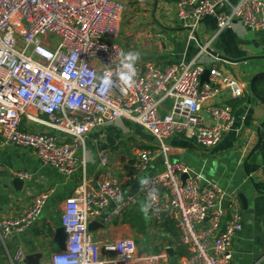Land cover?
I'll use <instances>...</instances> for the list:
<instances>
[{
	"label": "built area",
	"instance_id": "obj_1",
	"mask_svg": "<svg viewBox=\"0 0 264 264\" xmlns=\"http://www.w3.org/2000/svg\"><path fill=\"white\" fill-rule=\"evenodd\" d=\"M124 8L118 0H0V139L32 151L43 164L70 177L78 170V153L90 131L122 118L138 124L159 141L163 154V169L145 178L149 184L141 196L144 201L148 189L156 190L157 201L149 208L151 220L160 223L167 217L174 222L187 250L178 264H231L232 242L242 230L237 197L229 198L216 183L202 184L200 174L171 161L164 140L187 135L205 149L218 145L232 126L233 113L229 105H215L212 100L222 90L240 96L242 84L209 65L203 58L208 45H203L187 63L164 67L149 63L143 69L132 64V86L124 85L118 73L128 62L115 41ZM174 8L176 21L191 34L206 15L215 19L218 31L234 21L264 30V0H175ZM205 70L208 81L201 82ZM106 73H111L113 83L105 90ZM166 100L171 109L162 114ZM23 116L60 135L23 129ZM151 160L152 152L143 150L132 167L145 170ZM99 162L108 164L107 156L101 153ZM14 175L24 181L33 178L28 172ZM47 199L48 193L41 192L23 214L0 219V243L9 264H23L26 253L19 247L11 254L6 241L38 220ZM224 199L230 200L227 209L220 206ZM111 202L116 204L110 216L122 220L136 198L125 194L108 172L93 184L83 175L63 203L64 249L53 252L43 264L167 262L168 246L147 254L130 237L103 246L94 240L88 223Z\"/></svg>",
	"mask_w": 264,
	"mask_h": 264
},
{
	"label": "crops",
	"instance_id": "obj_2",
	"mask_svg": "<svg viewBox=\"0 0 264 264\" xmlns=\"http://www.w3.org/2000/svg\"><path fill=\"white\" fill-rule=\"evenodd\" d=\"M118 1L123 2L125 8L115 41L121 47L125 45L122 47L124 55L131 53L138 57L131 61L132 64L143 69L149 63L162 67L179 62L187 63L196 58L200 46L203 45H208L212 51L229 59L222 60L209 53L203 55L210 62L209 65L221 69L243 87L240 96L234 97L228 90H222L212 100L215 105H229L231 108L232 101L240 102L236 108H232V126L220 143L205 149L197 145L192 137L173 135L164 144L168 151L167 157L200 174L202 184H218L229 198L237 197L239 192L244 193L248 201L247 208L244 209L237 198L242 216V230L232 242L231 264H264V103L249 88L251 77L264 72V30L249 29L239 21H234L230 27L218 31L215 19L206 15L199 20L191 34L187 26L180 25L176 17L174 20L175 0ZM118 39L120 42H117ZM123 60L126 61L124 57ZM255 91L264 100V77L256 79ZM162 108V114L168 112L171 101H164ZM37 116L39 119L43 118L40 114ZM206 118L212 123L209 117ZM21 127L32 132L60 135L41 123L27 120L25 116L22 117ZM258 130L261 135L260 148L248 158L257 144ZM143 150L152 152V160L145 170L135 171L132 162ZM101 153L107 156L108 164L102 165L99 162ZM78 155V170L70 177H65L55 168L43 164L32 151L0 139V219L23 214L35 195L48 193L41 213L43 216L21 233L12 234L6 241V248L10 253L19 247L26 255L39 252L42 254L40 261L45 263L53 252L60 250L53 241L54 231L60 226L65 199L74 194L83 175L93 184L108 172L121 184L125 194L136 198V203L125 215L133 212L143 215L147 222L151 219L149 213L145 215L142 212L144 201L140 181L163 169V154L155 137L138 124L122 118L113 124L90 131L85 138L84 150L81 149ZM82 158L84 163L81 162ZM16 172H28L33 176L31 180L25 181L20 192L14 191L11 178L8 177ZM115 204L111 202L100 214L90 219L98 221L103 216L104 228L98 227L91 232L100 246L122 237L134 240L143 238L142 234L135 232L124 221L125 215L122 220L110 216ZM107 217L109 220H106ZM160 224L161 222L157 223L159 226ZM148 231L150 237L152 228ZM170 262L172 261L169 258L167 262L160 264ZM0 264H9L6 249L1 243Z\"/></svg>",
	"mask_w": 264,
	"mask_h": 264
},
{
	"label": "water",
	"instance_id": "obj_3",
	"mask_svg": "<svg viewBox=\"0 0 264 264\" xmlns=\"http://www.w3.org/2000/svg\"><path fill=\"white\" fill-rule=\"evenodd\" d=\"M207 52L210 55L215 56V57H217L219 59L229 60L226 57H223L222 55H220V54L212 51L209 47L207 48ZM236 61L233 60V62H236ZM208 76H209V72H208V70H205L203 72V74L201 75V78H200L201 79V82H204V81L207 82L208 81ZM260 77H264V72L256 73L255 75H253L251 77V79L249 81V88H250L251 93H253V95H255L259 100H261L264 103V100L262 98H260V96L255 91V81H256V79H258ZM201 114L203 116H205V117L208 116L204 112H202ZM262 126H264V124H262ZM257 132H258V141H257V144L250 151V153L248 155V158L255 151H257L260 148V145H261V135L259 134V130ZM164 141H165L164 143H168V140H164ZM8 177L11 178V184L13 186L14 191L20 192V191L23 190V187H24V184H25V181L23 179H21L18 176H14L13 174H9ZM182 178L184 179L185 176H183ZM250 181L253 183V180L252 179H250ZM236 196L239 199V201L241 202L243 208L244 209L247 208V202L248 201H247V198L245 197L244 193L239 192ZM229 203H230V200L229 199H224V200L221 201L220 206L223 209H227ZM102 217L103 216H101V220H98V221H89V223H88V230L90 232L95 231L98 227L104 228V223H103V218ZM65 239H66V233L64 232L63 227H61V226L56 227V229L54 231V235H53V241L56 243L57 247L60 250H63L64 249ZM167 252H168L169 257L171 258L173 256V249L171 247H167ZM41 257H42V254L39 253V252L29 253V254L25 255L24 260H23V263L24 264H43L40 261ZM170 264H176V263L175 262H170Z\"/></svg>",
	"mask_w": 264,
	"mask_h": 264
},
{
	"label": "rangeland",
	"instance_id": "obj_4",
	"mask_svg": "<svg viewBox=\"0 0 264 264\" xmlns=\"http://www.w3.org/2000/svg\"><path fill=\"white\" fill-rule=\"evenodd\" d=\"M174 20H175V15H174ZM180 25H183L181 23H179ZM183 27V26H182ZM120 42V39L117 40V42ZM123 48L125 47L122 46ZM125 215V214H124ZM43 216V214L40 215V218ZM147 220V219H146ZM148 229L152 228V234L149 237L148 235H143V238L139 237L135 238V242L136 244L140 247V251L142 253H160L161 250L165 247H171L173 249V256L170 258V261L175 262L176 264H178L179 261V251L176 245V238L174 236H172L170 233L166 232L165 230H163L162 228H160L159 225H157L156 222H154L153 220H148ZM148 237V238H147ZM42 238H44V236H42ZM42 246H44V243H42ZM11 253L13 254L14 251H11ZM44 255H47L44 254Z\"/></svg>",
	"mask_w": 264,
	"mask_h": 264
},
{
	"label": "clouds",
	"instance_id": "obj_5",
	"mask_svg": "<svg viewBox=\"0 0 264 264\" xmlns=\"http://www.w3.org/2000/svg\"><path fill=\"white\" fill-rule=\"evenodd\" d=\"M123 55V54H122ZM138 57L128 53L124 55V59L126 61H129L128 63H123V68L118 73L120 81L127 85L128 87L132 86V78L135 76V70L132 67L131 61H135ZM113 83L111 80V73H106L105 77L103 79V86L105 90L110 87V85ZM149 184L148 179H143L140 181V188L143 190L147 185ZM157 201V194L156 190L154 189H148V191L145 193V200L142 205V212L147 215L149 213V208L153 206V204Z\"/></svg>",
	"mask_w": 264,
	"mask_h": 264
},
{
	"label": "trees",
	"instance_id": "obj_6",
	"mask_svg": "<svg viewBox=\"0 0 264 264\" xmlns=\"http://www.w3.org/2000/svg\"><path fill=\"white\" fill-rule=\"evenodd\" d=\"M239 103H240L239 101H232L231 102L232 108H236ZM125 216L126 217L124 221L128 223L132 227V229L135 230V232L142 235H148L149 232L148 223L146 219L143 217V215L129 212ZM160 228H162L163 230L170 233L172 236L176 238V245L178 247L180 256H186L187 250L184 246L180 244L179 234L177 232V229L175 228L174 222L171 221L169 218L165 217L161 221Z\"/></svg>",
	"mask_w": 264,
	"mask_h": 264
}]
</instances>
